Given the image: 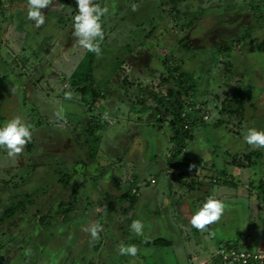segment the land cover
Listing matches in <instances>:
<instances>
[{"label": "rangeland", "instance_id": "1", "mask_svg": "<svg viewBox=\"0 0 264 264\" xmlns=\"http://www.w3.org/2000/svg\"><path fill=\"white\" fill-rule=\"evenodd\" d=\"M0 1V125L19 117L32 134L30 142L17 156L9 157L7 150L0 147V216L11 208L16 209L0 224V264H6L4 258L12 260L13 264H47V259L52 258L53 254H42L43 259L38 261L35 253L37 237L34 240L30 235L37 236L48 227L41 224L49 222L48 212L53 211L50 205L57 207L56 198L59 194L64 190L75 192V189L79 190L78 196L83 200L97 205L91 211L93 214L88 212L91 207L83 209L82 212L85 213L81 220L90 215V224H95L98 213L106 210L107 206L111 210L103 215L107 226L104 229V241L101 242L98 253H95L96 256L102 255L101 258L94 259L97 264H144L142 258L121 257L119 246H126L130 237L138 239V236L130 228L129 234H124L118 227L119 222H111L108 217L113 215L128 222L132 213L133 220L142 222L145 234H151L146 237L148 243L165 244L154 239L158 236L171 243L164 247L168 264H216L217 260L224 264H235L224 262L218 256V251L227 248L234 254L246 248L264 249V234L262 237L257 236V233L252 237H248L246 233L234 236L237 232L233 231L227 238L215 243L210 240L212 233L203 234L204 230H194L189 223L191 217L184 215L189 208L188 204H192L187 195L192 188L186 186L175 192L179 182L172 177L173 174L177 177L179 174L186 175L185 180L203 177L205 187L212 177L210 186L214 189L211 196L223 203L228 202L226 191L243 192L251 197L264 195L261 192L264 189V168L260 163L261 157L264 159V152L260 154L259 148L244 143L242 135L246 132L242 128V121L245 122L251 115L254 116L250 118L254 122L251 128L264 130V117L259 116H264V0H101L98 5L105 9L100 18L104 36L98 41V46L103 45L98 53L89 52L78 45L76 37L70 34L73 32L72 17L77 11L75 0H50L48 7L42 9L44 23L39 27L25 17L27 0H7L8 4H12L9 7L5 0ZM257 7L258 22L252 35L243 41L233 39V35H237L239 17L244 15L242 11L247 10L244 18L248 20L246 16L249 18ZM4 12L5 17L2 14ZM178 12L195 13L199 18V25L194 29L196 34L192 41L193 50L184 53L185 57L192 54L190 72L195 77V85L189 82L194 89L190 90L191 95L185 101L183 115L192 113L196 123L192 127V137L186 140L180 152L168 124L165 130L159 129L158 125L146 129L149 131L148 135L138 128V124L132 128L127 127L131 102H125V113L118 121L108 118L106 109L111 101L110 97L118 92L114 88L117 84L122 92L126 91L125 81L122 80L130 77L137 64L143 68L162 64L167 53H174L178 40ZM230 16H233L231 22L228 21ZM246 29L245 27L242 31L246 32ZM217 31L219 32L216 33ZM228 43L230 49H224ZM219 47L223 49L219 50ZM93 55L95 58L90 64ZM117 58L125 60L120 69L111 75L109 71L114 68L113 62ZM219 59L223 64H219ZM90 66L95 76L94 88L101 89L106 95L100 96L93 105L89 101H83L81 92L76 90L86 83L84 80L89 75ZM137 76H140V85L159 92L157 84L161 82L162 75L140 70ZM106 80L107 84L104 83ZM73 83L76 84L75 90L69 92ZM246 86L249 87L246 97L252 98L255 104L249 107L248 113L244 111L245 107L248 108L246 104L243 107L244 114L236 116V120L228 111V102ZM159 93L167 95L166 90ZM86 97L87 100L90 99V95ZM102 117L106 118V122ZM93 120L103 129L96 131L99 138L98 153L96 159L90 161L85 150L91 147L81 146V142L86 141L85 130ZM239 133L242 136L238 137V142L242 144L232 147L229 139L233 134ZM64 136L67 137L65 143ZM48 137H57L61 141L57 144ZM162 146L167 149L157 153V148ZM110 148L114 149L111 151ZM121 148H124L125 153H122ZM225 148H244L243 153L235 155L236 161L240 162L239 166L230 164L235 156L231 153L225 155ZM149 149L150 154L155 153L148 158L151 164L147 165L146 181L141 184L153 185L154 192L152 197L139 199L133 204L120 196L132 186H135L132 193L142 192L144 185L135 184L131 172L136 163L137 167L144 165L143 158ZM173 157L175 166L170 163ZM223 159L229 164L228 167L224 166ZM73 161L85 163L83 175L81 164H73ZM35 162H47V167H36ZM69 164L70 170L62 168ZM212 164L215 167H211ZM59 171H63L60 176L56 174ZM68 171L74 176H70L69 184L66 180H60ZM205 171L208 172L207 175H204ZM92 176L97 180L93 181ZM85 178L87 181L83 182ZM73 180L78 182L77 185ZM226 180L228 183H239H235L234 189L224 184ZM168 184L172 186V190L166 194L175 192L176 196H172L173 198L163 196L161 192L167 189ZM182 194L185 197L179 198ZM204 201L205 198H202L198 207ZM158 205L162 207L163 214L168 213L165 221L172 222L173 213H178L175 221L184 230L183 233L175 229L163 235L162 230L153 225L152 231L148 230V224L158 223V217L162 216L156 212L155 207ZM68 206L60 207L59 213L53 214L58 216L59 222L55 229L51 226V221L48 225L52 232L55 231V236L67 233L62 241L70 247V240L80 227L69 219ZM61 210L65 213L61 214ZM224 217H227L226 208L218 219L219 224ZM228 218L232 223L237 220H233L231 216ZM263 220L262 217L261 221ZM127 225H124L125 231ZM86 228L88 225L84 223L82 235ZM256 229L250 230V234L258 232V226ZM261 232L264 233V226ZM55 236L54 239L49 238L51 245L56 244ZM194 240L203 242V249H199L198 244L194 246L195 249L191 248L190 244ZM98 241L100 239L96 240ZM248 242L249 246H246ZM41 250L45 251V248ZM88 254L84 253V256ZM26 257L31 259L26 260ZM83 258L81 257V263ZM149 259L151 262L159 260V264H167L163 258L153 256ZM52 262L51 259L49 263ZM250 264H264V259Z\"/></svg>", "mask_w": 264, "mask_h": 264}, {"label": "crops", "instance_id": "2", "mask_svg": "<svg viewBox=\"0 0 264 264\" xmlns=\"http://www.w3.org/2000/svg\"><path fill=\"white\" fill-rule=\"evenodd\" d=\"M2 14H3L4 17L6 16V12H4ZM11 14H12V12H11ZM107 46H109V45H107ZM139 66H141V69L138 70L137 67L139 68ZM144 68H146V67H144ZM144 68H143L142 65L137 64L136 67L132 70V72H137V71H140V70L142 71ZM147 68H149V66H147ZM110 71H111V69H110ZM110 71H109V73L111 74ZM147 71L150 72L149 69H147ZM124 79L122 80V82H124ZM29 88H30V86H29ZM114 88H116V90H118V92H115L110 97L111 101H110V103H108L106 105V109H107V117L112 119V120L118 121L120 118L122 119L121 116L125 113V112H123V105L125 104V102L129 103V101L126 98V91L122 92L121 91L122 88L119 86V84H117L116 87H114ZM103 96H106V95L103 94ZM114 97H116V98H114ZM246 104H247L248 108L245 107L244 111H246V113H248V111L251 108V105L255 104V101L252 100V98H251L250 101L248 103H246ZM252 109L254 110V108H252ZM244 111H242L241 114H244ZM259 116L264 117L261 114ZM128 117L130 119V122L127 124V127L132 128L133 125L138 124V128L143 129L144 133H146L145 135H148L149 131L146 130L144 127H142L141 123L136 122V121L131 119L130 111H129V116ZM253 117H254L253 115L250 116V118H253ZM250 118H247L245 120V122L242 121L243 122L242 128H244L245 130H247L249 127H251V125L254 123V122H252V120H250ZM101 119L105 120V122H106V118L105 117H102ZM166 124L170 125L169 123H166ZM106 125H107V123H106ZM165 128H166V125H165ZM99 129H103V128L100 127ZM242 135H240V133L239 134H233V137L229 139V142H230L232 147L242 144V142H238L239 141L238 137L242 136ZM48 138H49L50 141L53 140L57 144H58V142L61 141L57 137H48ZM221 138H223V136H221ZM65 142H67V137L66 136H64L63 143H65ZM192 143H194L193 140H192ZM168 146H169V144L166 147L168 148ZM148 148H151V146H148ZM167 148H163V146H162V148H157V151H158L157 153L163 152ZM110 149L112 151L114 148H110ZM121 149H122V153H125L124 148H121ZM150 150L151 149H149L148 152L146 153L147 156L145 155L144 158H143V159H145L144 160L145 161L144 165L137 167V163H136V167L131 172V175L133 176L134 179H135V177H137L136 178L137 182L136 181L134 182L135 184H141V183L146 181V174H147V170H148L147 165L151 164V160H149L148 158H149L150 155L155 153L154 152V153L150 154V152H149ZM225 150H226L225 155H228V154L231 153V154H233L235 156L237 154L243 153L242 151L244 150V148H225ZM66 152H67V150H66ZM259 152H260V154L261 153L263 154L264 148H259ZM85 153L89 155V152L87 150H85ZM61 154H65V153L61 152ZM136 154H138V153H136ZM36 155H38V154H36ZM220 158H222V157H220ZM234 159L235 160L233 162H231L230 164H232V165H234L236 167L239 166L240 162L236 161V156L234 157ZM224 162L225 161L223 159V163ZM35 163H37L35 165L36 167L38 165H39V167H41L43 165H45V168L47 167V162H43V163L35 162ZM72 163L73 164H79V165L81 164V170H83L81 175H83L84 174V170L86 169L85 163L83 161H81V162L80 161H73ZM90 163L93 164V162H90ZM170 163H173V161L171 160ZM260 163L263 165L262 167L264 168V159H263V157H261ZM79 165H77V166H79ZM170 165H172V164H170ZM150 166H152V165H150ZM224 166L228 167L229 164H226V162H225ZM211 167H215V165L212 164ZM62 168H65L67 170L71 169L70 164H69V166H65V167L62 166ZM151 169H156V167H151ZM61 172H63V171H59L56 174L60 176ZM65 173L67 175V174H69V171L65 172ZM239 173H240V170L238 171V174ZM207 174H208V172L205 171L204 175H207ZM71 175L73 176V174H69L66 177L63 176L62 179L60 178V180L61 181H65L66 180V183L69 184ZM173 176L176 178V180L174 179V181H178L179 182L177 187H175V192L179 191L182 187H186V186H190L192 188L190 193L187 194L189 196V198L191 199L190 202H192V204H188L189 208L184 213V215H188L189 217H191L193 212H194V210L196 208H198V205H197L198 202H200V200L202 198L206 199V198L210 197L212 195V193H213V189L214 188L212 186H210L211 185L210 183H208L209 185L207 184V186L205 187L204 178L203 177L198 178L197 180H200V181H197L195 179H191V180L187 179V180H185L186 179L185 178L186 175L183 176V174L182 175L179 174V177H177L174 174L172 175V177ZM92 180L96 181L97 179H96L95 176H92ZM85 181H87L86 178H85V180L83 182H85ZM73 182H74L75 185H77V183H78L76 180H73ZM83 182H81V183H83ZM157 182H159L158 178H157ZM224 182H225L224 184H226L228 186H232V188L235 187V183H239V182L228 183L227 180L224 181ZM141 185H144V184H141ZM171 187L172 186L170 184H168L167 189H163L161 191L163 193V196L164 195H168L170 198H173L172 196H176L175 192H173V191H172V193L170 195L166 194L167 191L170 192L169 190H172ZM141 189H142V192H139V194H137V201L139 199L142 200V199H146L148 197H152L153 192H154V186L153 185L146 184V185L142 186ZM75 190H76L75 192H74V190L71 191V192H69L67 190H64L65 192L63 191V192H61L59 194V196L56 198L57 199V204H56L57 207L55 205L54 206L52 205L53 207L50 205V209L53 210V211L51 213L48 212V215H47V218L49 220L48 223H46V221H45V222H43L41 224V219L39 220V223L43 227L46 226V225L48 226L47 228L44 229L46 232L44 230H41V233L37 234V236H33V234L30 235V238H33L34 240H35V237H37L36 240H37L38 244L35 242V245H36L35 246V253H36V258L38 259V261L43 259L42 254H45V255L53 254V255H51L52 258L47 259V264H50L49 262L51 261V259L53 261L52 264H79V262H80V264H97L94 259L95 258H101V256H102L101 254L96 256L97 254L95 255V253H98L97 251L99 250L101 242L104 241V238H103L104 237V229L107 226V223H106V219L103 218L104 217L103 215L104 214L106 215V213H110L111 210L108 208L109 206H107L106 210L104 209V211H102V213H100V214L98 213L97 214L98 220H97V222L95 224H99L101 226V230L98 232V235H97L96 239H92L90 237V234L87 231L84 232V235H82L81 233L83 231L81 229L83 228L84 223L87 224L88 227H90L91 225H94V224H90L91 223L90 222L91 221V216L90 215L85 216L83 218L85 220H83V219L81 220L82 216H84V213H85V212H82V210L86 209V207H91L88 210V212L90 211V213H91V211H94L93 207H96L97 205L93 204L90 201L83 200L81 197L78 196L79 190L78 189H75ZM261 192H264V189ZM226 193L229 196L228 199H227L228 202L224 203V205H225L224 208H226L227 217H224L223 222L220 223V224L218 223V220H217V221L211 223L210 225H206L205 228L203 229L204 230L203 234L204 233L206 234L208 232L212 233V237H211L210 240L215 241V243H218V241H220V239L227 238V236H229L230 233L233 232V231H234V233L237 232L236 235H234V236H238L239 234L242 235V234L246 233L248 235V237H252V236H256V233H257V236L260 235L262 237V234H264L263 232H261V230L263 229V226H264V220L261 221L262 217L264 218V195L263 194H257L256 197L255 196L251 197V196L245 195L243 192H241V193H238V192L237 193H232L231 191H226ZM181 196H183V194L179 195V198L185 197V195L183 197H181ZM85 197H86V195H85ZM211 197H213V196H211ZM66 205H69L68 206L69 207L68 208L69 215H70L69 219H71V221H73V222L75 221L80 227L76 231L75 235L71 238L72 240H70V242H71L72 245L70 247L66 246L64 241H62L63 240L62 238L67 236L68 234L63 232V233H61L62 236L60 234H56V236H55V231L53 230V232H52V230L49 229L50 226L48 225L50 223V221H51V223H52L51 226L54 227V229H55V227H57V225L59 224L58 218H57L58 216H54V215L59 213L58 209L60 207L66 206ZM149 206L154 207L152 205H149ZM199 206H200V204H199ZM155 208H156L157 214H160L162 216L158 217V219H157L158 223L156 222V223H153V224H150V223L148 224L147 228H148L149 231H152L151 226L153 225L155 228H159L160 230H162L163 235L166 234V233H171L175 229H178L180 233L184 232V230L182 228H179V225L176 224V221H175V216H178V213H176V212L173 213L174 214V216H173L174 219H173L172 222H174V223H172V222L167 221V220L165 221V219H168L167 218V214L168 213L167 214H163L162 213V207L160 205H158ZM80 211H81V213H79ZM150 211H151V208H150ZM236 212H239V213L237 214ZM60 213L64 214L65 211L61 210ZM91 214H93V213H91ZM133 215L134 214L132 213L131 214L132 218H133ZM230 216L232 217L233 220H236V218H237V220L233 221V223H232L229 220V218H228ZM108 217L111 218V220H110L111 222H119L118 227L123 230L124 234H129V225L133 221L132 218L127 219L128 222H125L126 219L125 220L124 219H120L119 217L116 218V216H113V215L112 216H108ZM245 218H246V220H245ZM81 223H82V227H81ZM125 224H128L127 227H126L127 228L126 231L124 229V225ZM257 226H258V232L250 234V230H254V229L257 230L256 229ZM194 230H195V228H194ZM148 235H151V234H145V230L142 229L141 235L138 236V239H134V237H130L126 241V243H127L126 245L134 244L136 246V248H137L136 255L134 257L133 256H129V257L131 259L142 258L144 260V264H154V263H158L159 264V260L152 261V262L150 261L149 258L155 256L158 259L163 258L165 263L168 264V260L166 259L167 256L165 254L164 247L169 246L171 243L169 242V243L163 244V245L157 244V243L150 244V243H148L149 241H146L147 240L146 237ZM54 236H55V239H56V244L55 245H53V244L51 245L49 238L54 239ZM156 238L157 239H163V240L166 239V238L161 237V236L155 237L154 239H156ZM99 239H100V241L96 242V240H99ZM197 244L199 245V249H203V245H202L203 242H201V241H196L195 242V240L193 242H191V244H190L191 248L195 249L194 246H196ZM149 245H152V246L150 247ZM204 245H206V243H204ZM246 246H249V242H248V244H246ZM42 248H45V251L41 250ZM84 253H89V254L84 256ZM31 256H32V253H31ZM123 256H127V255H121V257H123ZM81 257H84L83 261H82L83 263H81ZM110 258H105V260H108ZM4 259H5L6 264H13L12 260L9 261L8 258H4ZM30 259H31V257H29V258L26 257V260H30ZM215 263L216 264H224V263H222L219 260H217Z\"/></svg>", "mask_w": 264, "mask_h": 264}, {"label": "trees", "instance_id": "3", "mask_svg": "<svg viewBox=\"0 0 264 264\" xmlns=\"http://www.w3.org/2000/svg\"><path fill=\"white\" fill-rule=\"evenodd\" d=\"M100 1L101 0H92V2L95 4H99ZM5 2L8 4L7 0H5ZM11 5L12 4L9 3L7 7ZM258 9L259 7H257V9L254 8V12H251L249 18L246 16V19L248 20H245L244 18L247 10L244 9L242 11L244 15L240 14L241 16L239 17V21L237 22V35H233V39L243 41L248 39L252 35L255 24L258 22L256 16ZM202 11L204 12V10ZM236 14L237 12H235V16ZM176 17H178V40L176 43L177 47L174 50V53H167L166 59L162 64L157 63L158 66L156 64L153 66H149V68H144L145 70L149 69V71L154 75H162L160 77L161 82L157 84L158 91L161 92L162 90H166L167 95H160L159 92L151 91L146 86L140 85L138 81L141 79L140 76H137L138 71L132 72L130 77L125 78L124 84H126L127 87L126 98L129 102H131L132 106L130 108L131 119L141 123L142 127H144L145 129H149L154 127V125H158L160 126L159 129L165 130L166 123H169L171 126V131L174 133L172 138L177 142V147L179 148L178 152H180L183 150L186 140L192 137V127L196 123V118L192 113L183 115L185 101L188 99L187 97L191 95L190 90L193 91V86L195 85V83L193 82L195 77L192 72H190V62L193 59L191 58L192 54L185 57L184 53L193 50L192 41L193 36L196 34V30L194 29L199 25V18L195 13L190 14V12H178ZM232 19L233 16H230L228 21L230 20L231 22ZM245 27L247 28L246 32L242 31ZM218 32L219 31H217L216 33ZM70 34L73 35V32H71ZM102 47L103 45H99V50L102 49ZM220 49L223 48L219 47V50ZM224 49H230L229 43L224 46ZM94 58L95 55L92 56L90 64L93 63L92 61H94ZM124 60L125 59L123 58H117V60L113 62L114 68L111 69V74H114L120 69L122 61ZM169 64L172 66L170 67ZM219 64H223V61L221 59H219ZM89 68V75L87 79L84 80L86 83L83 85V87H78L76 90H79L81 92V98L83 99V101H89V103L93 105L95 101L103 95V93L101 89L94 88L95 76L92 72L91 66ZM137 69H141V66H139V68L137 67ZM225 73L227 74L228 71L226 70ZM20 77L26 76L20 75ZM107 82L108 81L106 80L104 83ZM189 82H193V86H190ZM74 85L76 84L73 83V85L68 89L69 92H73V90H75ZM247 90H249L248 86L239 90L234 94L233 99L228 102V111L231 115L236 117L241 114V112L243 111V107L250 101V98H248V96L246 97ZM88 95H90L89 100H87L86 97ZM189 101H191L190 98ZM225 109H227V107ZM237 119L238 118L236 117V120ZM98 121L100 122V120ZM237 122H235V124ZM100 127L101 126H98L97 121H90L88 129L85 130V133L87 134L86 141L81 142V146L91 147L87 150L89 152L90 161H94L97 157V144L99 142V138L96 136V131H98ZM77 141L80 142L79 139H77ZM173 160L174 157L172 158V161ZM173 163V165H176L175 162ZM136 178L137 177H135V179L133 178L134 182H137ZM209 183H212V177H210ZM133 190H135V186L129 187V190H126V192L122 193L120 198H122L123 200L128 199L134 204L137 201V194L132 193ZM14 211H16V209L11 208L3 213V215L0 216V224ZM157 242H163L165 244L167 243V241L160 239L157 240Z\"/></svg>", "mask_w": 264, "mask_h": 264}, {"label": "clouds", "instance_id": "4", "mask_svg": "<svg viewBox=\"0 0 264 264\" xmlns=\"http://www.w3.org/2000/svg\"><path fill=\"white\" fill-rule=\"evenodd\" d=\"M50 0H27L25 17L32 21L36 27L44 23L42 9L48 7ZM76 14L72 17L73 35L76 43L89 52L98 53V41L103 39L104 32L100 18L105 9L92 0H75ZM31 130L19 117H14L0 125V147L7 150L9 157L19 155L24 146L31 140ZM243 142L257 148H264V130L248 128L243 134ZM224 203L213 197L205 199L203 204L196 208L189 220L191 226L203 230L206 225L217 221L224 211ZM130 230L137 236L141 235L143 224L140 220H133ZM92 239H96L101 230L99 224L91 225L85 229ZM119 254L135 256L137 248L134 244L119 246Z\"/></svg>", "mask_w": 264, "mask_h": 264}, {"label": "built area", "instance_id": "5", "mask_svg": "<svg viewBox=\"0 0 264 264\" xmlns=\"http://www.w3.org/2000/svg\"><path fill=\"white\" fill-rule=\"evenodd\" d=\"M218 254L224 262L235 264H250L251 262H258L264 259V249L261 248H254V250L246 248L234 254L230 253L227 248H221Z\"/></svg>", "mask_w": 264, "mask_h": 264}]
</instances>
